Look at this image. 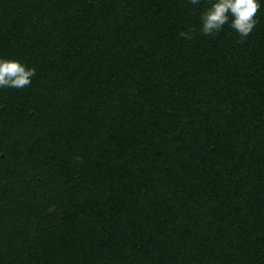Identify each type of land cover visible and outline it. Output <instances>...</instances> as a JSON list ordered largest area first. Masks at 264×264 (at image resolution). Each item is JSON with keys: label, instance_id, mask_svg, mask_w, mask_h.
Wrapping results in <instances>:
<instances>
[{"label": "trees", "instance_id": "obj_1", "mask_svg": "<svg viewBox=\"0 0 264 264\" xmlns=\"http://www.w3.org/2000/svg\"><path fill=\"white\" fill-rule=\"evenodd\" d=\"M0 0V264H264V5ZM181 32L189 33L186 39Z\"/></svg>", "mask_w": 264, "mask_h": 264}, {"label": "clouds", "instance_id": "obj_2", "mask_svg": "<svg viewBox=\"0 0 264 264\" xmlns=\"http://www.w3.org/2000/svg\"><path fill=\"white\" fill-rule=\"evenodd\" d=\"M199 7L201 0H190ZM264 0H209V6L200 13V31L204 35L220 32L225 25L234 29L241 37H247L258 23L257 13ZM186 39H192L189 33L181 32ZM35 69L29 68L18 60L0 58V88H23L31 83Z\"/></svg>", "mask_w": 264, "mask_h": 264}]
</instances>
